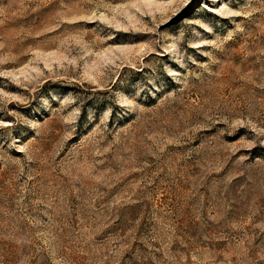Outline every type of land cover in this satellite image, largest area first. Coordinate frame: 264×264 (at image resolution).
Masks as SVG:
<instances>
[{
  "label": "rangeland",
  "instance_id": "rangeland-1",
  "mask_svg": "<svg viewBox=\"0 0 264 264\" xmlns=\"http://www.w3.org/2000/svg\"><path fill=\"white\" fill-rule=\"evenodd\" d=\"M0 264H264V0H0Z\"/></svg>",
  "mask_w": 264,
  "mask_h": 264
}]
</instances>
